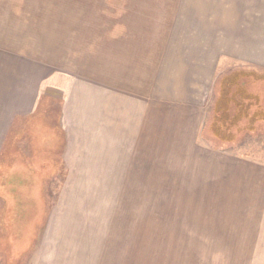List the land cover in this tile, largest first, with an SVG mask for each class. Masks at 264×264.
<instances>
[{
  "label": "rangeland",
  "instance_id": "obj_1",
  "mask_svg": "<svg viewBox=\"0 0 264 264\" xmlns=\"http://www.w3.org/2000/svg\"><path fill=\"white\" fill-rule=\"evenodd\" d=\"M122 4L123 0H0V43L6 41L9 48L14 47V51L20 53L43 54L45 60L57 70L89 82L92 74L95 75L97 64L100 67L106 64L119 66L125 62L129 71L134 73L135 56L128 53L123 55V43L130 46L131 41L140 42L147 51L148 124L155 119L165 124L172 120L157 113L151 93L153 86L150 85L153 81L151 69L154 67L155 34L126 32L123 26H131L137 20L116 15L120 13ZM108 8L113 11H107ZM107 13L114 14L110 16ZM147 22L150 24L149 19ZM253 68L234 63L220 66L210 89L204 92L198 113H192L196 128L194 139H175L168 129L148 126L147 143L140 146L139 163V152L135 155V172L144 173V177H141L144 192H124L127 188H138L139 178L135 176L130 177L129 183L126 177L121 182L122 188L126 189L119 191L120 187L114 186L113 192L86 191L77 197L78 193L74 192L73 187L78 178L69 184L70 178L65 177L62 170H59L60 175L50 177L58 163L55 156L60 139L56 127L58 113L52 107L54 110L50 111V119L45 122L40 111L33 121V127L18 133L21 138L24 136L29 140L30 157L15 152L17 156L12 162L15 185L11 177L5 187L0 184V195L4 200L9 203L14 199L13 235L6 223L8 212L10 214L12 210H5L1 214L0 249L3 252L0 250V264H32L34 250L47 227V218L73 217L76 213L80 215L79 211L83 216L129 217L131 229L137 227L134 218L158 219L164 220L158 222L165 223L185 220L190 223L181 230L177 226L165 225L167 229L163 231L170 232L171 236L162 238L160 235L159 241L158 236L152 235L151 244L169 242L176 246L166 249L150 246L154 250L147 254L153 255L157 264L160 259L161 264H264V122L255 123L251 131L241 132L231 144L217 141L208 130L212 123L219 79L237 70L258 71ZM104 71L98 70L103 83L106 77L112 81L116 79V75ZM131 75L127 74L125 83L134 91ZM51 94L52 104H58L60 94ZM259 96L264 100L263 96ZM43 105L42 100V108ZM173 108L181 109L180 106ZM171 110L169 107L162 113H171ZM164 130L170 135H165ZM165 140L168 143L164 144ZM0 168L3 170L0 171L1 183L5 179L3 172L7 170H4V165ZM13 172L8 171L7 176ZM80 180L84 181L85 178ZM130 184L132 186H128ZM82 185L84 190L93 188L88 183ZM111 201L114 202L112 207ZM75 204L76 207L81 206L75 208ZM235 222L238 224H232ZM190 240L196 243L193 247L197 255L182 252L181 245L185 241L188 244ZM136 243L133 241L132 244ZM251 248L255 250L246 251ZM207 252L212 255H206ZM241 252L242 256L234 255ZM250 252L256 254H245Z\"/></svg>",
  "mask_w": 264,
  "mask_h": 264
},
{
  "label": "crops",
  "instance_id": "obj_2",
  "mask_svg": "<svg viewBox=\"0 0 264 264\" xmlns=\"http://www.w3.org/2000/svg\"><path fill=\"white\" fill-rule=\"evenodd\" d=\"M108 10L113 11L111 8ZM113 14L107 13L110 16ZM116 15L137 20V25L134 22L131 26H123L126 32L155 34L151 93L157 113L172 121L164 124L155 119L148 124L147 51L146 46L141 47L140 42L131 41L130 46L123 43V55L128 53L135 56L134 73L129 71L125 62L119 66L106 64L100 67L97 64L98 67L94 70L96 76L92 74L88 82L57 70L51 62L45 60L43 54L20 53L14 51V47L9 48L8 42L2 41L0 167L4 165V170H7L3 172L2 177L5 179L0 183L3 187L10 181L9 177L15 185L12 165L17 156L14 155L15 152L19 151L30 157V142L24 136L21 138L18 133L25 128H32L40 111L47 122L50 111L54 108L58 113L56 127L60 139L59 150L55 155L58 163L55 173H51L50 177L60 175L59 170H62L65 171L63 175L70 178L69 184L78 178L73 187L74 192L78 193L77 197L86 191L113 192L114 186H119V191L126 189L122 188L124 186L121 182L126 177L129 183L130 177L135 176L139 178L138 188H127L124 192H144V183L141 185L144 173L141 175L140 172H135V155L139 152V163L140 146L147 143L149 125L168 129L175 139H194L196 128L192 113H198V105L204 99V92L210 89L221 65L225 67L228 63H234L252 66L253 69L262 71L255 73L264 74V0H123L120 13ZM4 39L7 40V37ZM114 57L111 58L113 62ZM99 69L101 72L104 69L107 74L111 72V75H116V79L112 81L106 77L103 83L104 79L98 76ZM238 71L240 70L222 76L219 82ZM129 72L133 77L134 91L125 83ZM51 93L60 94L58 104H52ZM42 100L45 109L41 106ZM173 106H180V111ZM169 107L174 111L163 114ZM162 132L170 135L167 130ZM165 143L168 142L165 140ZM10 170L13 173L7 176ZM0 171H3L2 168ZM25 175L28 176V173ZM81 178H85V182ZM116 181L120 184L115 185ZM82 182L93 188L84 190ZM95 187L99 189L95 190ZM102 187L107 188L100 189ZM13 200L8 203L0 195V225L2 212L12 210L10 214L8 212L9 219L6 221L12 235ZM112 204L113 201L111 207ZM80 206L76 207L75 204V208ZM79 214L76 213L73 217L47 218V227L34 250L32 264H157L156 258L147 254L154 250L150 246L158 249L176 246L169 242L151 244L152 235L158 236L157 239L160 235L162 238L171 236L170 232L163 231L167 229L165 225L177 226L181 230L184 225L190 224L185 220L165 223L158 222L164 221L158 219L134 218L137 227L131 229L129 217L83 216L82 211ZM133 241L137 243L132 244ZM193 241L190 240L188 244L185 241L181 245L185 255H197L193 247L196 243ZM253 250L255 249L251 248L246 251ZM245 254L253 256L256 253ZM206 255L212 254L207 252Z\"/></svg>",
  "mask_w": 264,
  "mask_h": 264
},
{
  "label": "trees",
  "instance_id": "obj_3",
  "mask_svg": "<svg viewBox=\"0 0 264 264\" xmlns=\"http://www.w3.org/2000/svg\"><path fill=\"white\" fill-rule=\"evenodd\" d=\"M217 94L208 129L217 141L231 144L241 132L264 122V100L259 96L264 97V74L234 72L220 80Z\"/></svg>",
  "mask_w": 264,
  "mask_h": 264
}]
</instances>
